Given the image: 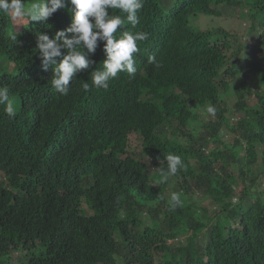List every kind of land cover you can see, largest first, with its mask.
Listing matches in <instances>:
<instances>
[{"label": "trees", "instance_id": "1", "mask_svg": "<svg viewBox=\"0 0 264 264\" xmlns=\"http://www.w3.org/2000/svg\"><path fill=\"white\" fill-rule=\"evenodd\" d=\"M221 6L249 22L252 83L243 57L224 53L236 35L189 25L191 16H221ZM69 8L44 22L22 18L18 33L0 12V86L16 112L10 119L0 105V257L38 244L44 255L27 264H264V0H144L139 23L117 33H148L134 54L135 76L120 73L107 91L96 89L91 73L106 60L98 40L87 54L94 64L76 73L63 96L36 45L38 34L51 39L70 26ZM109 14L126 19L117 9ZM65 55L62 48L57 63ZM196 105H213L215 116L199 122ZM141 129V153L127 151L129 133ZM169 154L186 167L159 183ZM173 192L181 197L176 208Z\"/></svg>", "mask_w": 264, "mask_h": 264}, {"label": "clouds", "instance_id": "2", "mask_svg": "<svg viewBox=\"0 0 264 264\" xmlns=\"http://www.w3.org/2000/svg\"><path fill=\"white\" fill-rule=\"evenodd\" d=\"M68 4L71 5L68 9L71 13L70 26L57 31L51 39L48 35H37L36 51L39 52L41 67L44 71H47L49 66L53 67V88L63 96L69 94L70 81L73 82L76 73L89 69L94 64V61L87 58V54L95 53L98 40L104 42L106 60L102 63V70L91 73L92 85L96 89L107 91L109 82L118 79L120 73L134 77L137 73L134 54L139 52L138 42L148 40V33L121 31L119 36L117 33L118 29H123L126 22L133 27L139 23L138 13L144 7V0H38L32 3L31 7L25 6V0H0V12L10 14L14 19L27 17L28 22H44ZM111 9L120 10L126 14V19L119 14H109ZM24 24L25 22L22 23ZM14 26L17 27V24ZM16 27L18 33L21 26L17 29ZM12 39L16 40V36L13 35ZM62 48L67 50V55L57 63L56 58L61 56ZM147 62L156 68L161 67L155 55H149ZM83 87L87 90L89 84L85 82ZM9 91L8 87L0 86V105H5L4 113L14 119L16 112L13 102L9 99ZM206 111L211 116L216 114L213 105H209ZM181 137L185 139L182 135ZM165 159L166 163L160 161L158 168L161 176L159 183H166L169 177L186 167L178 155L169 154ZM171 201L173 208L180 206V194L173 192Z\"/></svg>", "mask_w": 264, "mask_h": 264}, {"label": "rangeland", "instance_id": "3", "mask_svg": "<svg viewBox=\"0 0 264 264\" xmlns=\"http://www.w3.org/2000/svg\"><path fill=\"white\" fill-rule=\"evenodd\" d=\"M221 11V16L219 17H205L202 15H195L189 17V25L192 27L196 28L197 30H202V29H216L218 27H221L234 35L238 37L237 42H232L231 47L229 49H225L224 53L227 56L228 60L233 61L234 57L233 55L239 54V56H242V68L246 72V80L249 83H252L253 81V61L256 57V51L253 49L254 43L251 38H249L246 33H247V28L249 26V22L245 18H241L238 16V11L237 8L235 7H228V6H221L220 7ZM14 19V18H13ZM15 24H17V28L22 26V19H14ZM247 58L249 60L247 61ZM149 96L148 91L144 90L141 95V100L147 99ZM249 100V104L254 100L253 97H251ZM230 104V102H229ZM195 110V114L197 117H199V122H205L207 121L209 114L207 113L206 109L207 107L205 106H200L196 105L193 106ZM240 114H237L235 116H239ZM234 116V117H235ZM233 117V118H234ZM193 128L195 130H198V124H193ZM145 130L141 129L139 134L137 133H129V136L127 138V143H126V150L129 152L141 153V144H142V139ZM226 135V143L227 145L232 144V139L233 136L229 132H224ZM166 136L170 141L175 142L177 144H180L184 147H188L189 141L187 139L182 138L180 135H173L172 132L167 131ZM234 171V170H233ZM253 174H259L261 172V167L259 164H255L253 166ZM263 186L261 187L264 189V180H263ZM164 195L168 196L170 194V190H164ZM208 202V201H205ZM163 218L162 214H160V219ZM21 248V247H19ZM40 255H44V249L42 246L36 244L33 248L29 250H15L11 249L9 250L4 257H0V260H2L4 263L3 264H27V261L32 258V257H38ZM161 254L158 253L156 257H160Z\"/></svg>", "mask_w": 264, "mask_h": 264}]
</instances>
